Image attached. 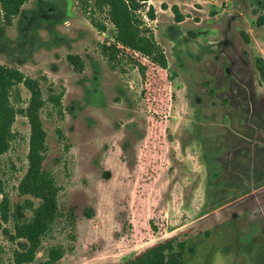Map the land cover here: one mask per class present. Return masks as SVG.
Wrapping results in <instances>:
<instances>
[{
  "label": "rangeland",
  "instance_id": "1",
  "mask_svg": "<svg viewBox=\"0 0 264 264\" xmlns=\"http://www.w3.org/2000/svg\"><path fill=\"white\" fill-rule=\"evenodd\" d=\"M148 3L167 54L163 75L172 78L165 111L144 95L135 67L119 71L98 52L97 42L112 35L104 11L96 12L107 21L101 32L76 0H27L13 24L0 27V62L39 80L43 166L55 178L60 208L35 248L17 234L40 203L19 188L31 127L17 113L16 136L0 155V264H46L52 249L60 252L54 264H123L188 228L181 264H264V79L256 68L264 60V0ZM76 53L82 72L66 58ZM149 72L156 84L160 72ZM17 89L24 100L14 104L25 108L31 94L23 84ZM62 90L64 119L47 100ZM153 151L154 166L143 158ZM143 168L152 171L144 180ZM149 219L159 231L125 247L149 234Z\"/></svg>",
  "mask_w": 264,
  "mask_h": 264
},
{
  "label": "trees",
  "instance_id": "2",
  "mask_svg": "<svg viewBox=\"0 0 264 264\" xmlns=\"http://www.w3.org/2000/svg\"><path fill=\"white\" fill-rule=\"evenodd\" d=\"M26 1L0 0V27L11 26ZM76 1L82 15L98 31L104 32L108 29L107 21L112 25V35L97 42L98 52L119 71L123 70L126 65L135 67L143 77L144 95L156 98L158 100L156 104L165 111L169 98L168 88L172 78L168 72L163 75L168 69V59L164 47L157 41L155 32L149 23L150 20L156 18L153 6L148 3L149 0ZM102 11H104L107 21L96 15V12ZM172 11L176 21H181L182 15L178 8L174 6ZM260 19V21H264V16H261ZM66 58L75 71L82 72L84 70L85 60L79 54H68ZM151 68L160 72L156 84L149 79ZM256 68L264 79L263 58L260 57L256 60ZM38 81V79L30 78L19 66L0 62V155L7 151L16 136L12 130L15 114L24 113L31 127L29 166L19 188L21 192L31 194L39 199L40 203L34 216L29 221L17 226V234L28 240L34 248L60 210L57 204L55 178L43 166L45 131L40 111L45 102L40 100ZM19 84H23L31 94L29 104L25 108H19L18 105L14 104L24 100L20 90L17 89ZM176 86L178 89L183 88L181 82H177ZM63 95V90L58 93H47V100L51 102L56 115L61 119L66 116V107L62 102ZM163 111L162 113H164ZM163 116L164 114L156 113L153 118ZM156 131L153 135H156ZM60 136L62 141H65L63 132L60 133ZM149 141L152 140L149 139ZM65 144L67 147L70 146L69 143ZM151 146H154L153 142H151ZM154 151L143 153L145 162L147 163L146 158L150 159L153 166L156 164V159L153 156ZM151 154L153 159H151ZM141 171L142 180L146 176L149 177L152 172L150 168H143ZM147 225L149 234L142 238L131 239L132 241L125 247H134L142 242H147L159 231L158 225L152 219L147 221ZM189 230L190 228L184 231H176L162 239L148 243L125 257L123 264H181L187 248L186 241L181 237L186 235ZM31 257L32 253L28 255L29 259ZM59 257L60 252L52 249L51 258L46 261V264L56 263L60 260Z\"/></svg>",
  "mask_w": 264,
  "mask_h": 264
}]
</instances>
